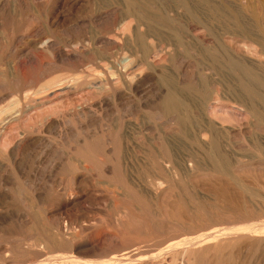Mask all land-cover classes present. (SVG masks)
Masks as SVG:
<instances>
[{
    "label": "rangeland",
    "instance_id": "obj_1",
    "mask_svg": "<svg viewBox=\"0 0 264 264\" xmlns=\"http://www.w3.org/2000/svg\"><path fill=\"white\" fill-rule=\"evenodd\" d=\"M260 1L264 2V0H260ZM205 12L206 11H204L203 13L204 14L203 18H206L208 26L212 27V29L215 30L214 31L215 35L220 36V37H217L218 40L214 38L213 35H210L209 32L205 31L204 29L202 30L198 29L197 30L198 33L197 31L194 33H189L190 32L189 28H195V26H192V27L190 25L187 26L188 22L187 23L184 22V24L181 23L183 28H181L180 36L178 37V36L173 35L172 37L173 46H171L168 54L161 53L157 57H155V59L153 60L154 64L156 65V68H159V67L160 68L158 70L154 69L155 71L154 70L151 71L148 69L146 70V68H143V67L136 70V75L137 76L140 75V76L138 77V82L135 85H133L134 87L129 86V85H124L122 81H120V78L118 77V75L109 73L108 76L111 77V79L113 80V83H115L113 84L114 85L113 87L115 89L113 87H107L105 88L104 93L101 92V94L99 93L97 94V92H94L95 94H97L95 95L92 92L95 90L93 88L91 89L75 88L73 95H71L70 97L64 98L61 96H57L60 91L57 89H62L64 87H56L54 89L49 90L48 93L46 92L44 97H47L46 95H48L50 91L52 93L53 90L56 91L55 93L53 91L55 95L57 93L56 96L53 95L52 93L48 99L46 98L47 100L44 97H42L43 95L39 96L40 98L42 97V99L45 101H50L49 99L51 98V101H55V103H59L64 100L71 101L72 99L77 98L79 94L81 95L83 92L88 91L92 93L93 100L95 102L99 99H100L99 101H103L105 103L107 101L106 103L107 109H104L103 112L101 111L100 113H98L97 116L92 117V120L90 119V120L81 122L79 120H71L68 117H65L64 119L60 118V122L61 120L62 122L60 123L61 124L60 127L57 129H51L50 131L49 129L45 131L41 130L40 134L35 133L33 135H27L28 134L27 133L25 135L23 134L21 135L20 133H23L24 128H26V126L28 125L29 117L32 114L30 113L29 114L30 116L26 115L24 118H22L23 120H21L16 125V126H22V128L19 127V129H16V127L14 128L13 126V128L5 131L4 132L5 134L3 133L0 135V181H1L0 182V185H1L0 186V198H1L0 200V230H1L0 236L2 234L5 237L10 238L8 240V242H10L9 244H1L3 248L6 247L9 250H13V246L15 244L14 245L12 244H13V237L16 236L14 235L15 231L22 225L34 220L35 218V217L33 218L34 211L35 212L39 211L43 213L50 212V213L56 214V216H59L60 214H62L63 217H61V219L63 221V225L66 227L73 225L75 220H78L79 223L81 222L85 226L95 225L96 227L94 226V228L96 229L88 233L85 239L82 241H87L89 243V246L92 245L98 248L100 258L96 259L97 262L102 261L103 263L106 261H110L109 259L115 260L118 257L117 254L121 253L122 250L124 249L126 250L128 248V251L132 249L133 251H135L137 249L136 252L140 253V256L137 257L139 258V260L135 258L136 259L135 261L137 264H143L144 262H145L144 264H149V263L156 264L157 262L161 264H264V236H263L264 235L263 234L264 232V121H263L264 117L258 119L255 117V115H252L253 117L251 115L249 116L248 114L243 112L244 110L242 108L238 107V105H236L234 102L230 100L225 101V102L224 101L216 102L215 101L216 96H214L215 98L214 97L212 98L213 99L211 100L212 102L211 101L207 102V100L205 99L212 92L215 93V95H218L217 93L219 94L224 93L226 94L225 96L228 95L227 97L231 98L230 96L232 95V92H231L232 89L229 88L228 86L220 87L216 85L214 86L215 88L214 87L212 88V86L205 85L204 84L205 82H203L205 80L204 78L210 75L214 77V72L211 69L212 68L211 62L204 58H201V56L196 53L197 51H193L190 54L186 53L185 46L186 47L189 46L188 44H190L191 42L190 36H195L196 39L199 37L201 38V39L200 38L197 39L198 42L200 41L201 45L199 44V47L196 46V48L200 49L204 44H206L202 48L204 49L206 47L207 49L209 48L208 46L214 43V41H218V42L221 41L219 43L220 44L222 43L227 48H229L230 52H232L231 54L235 56L236 58L243 57L241 56V54H244L245 52V54L248 55L247 57H249V55L250 57L252 55L255 57L256 55L255 58L252 56V60L256 59L255 61L264 62V52L263 54H261L260 52L257 53L258 51H260L258 50L254 55L252 54L253 51H250L249 48L254 47V46L257 47L255 43L249 40L242 39L240 37L232 38L229 35L223 36L224 32L228 29V27L229 28L232 27L230 25L229 20L226 19L228 20L229 22L228 23L225 20V15H223L222 16V18L224 17L223 21H226L227 23L221 21L222 20L221 17H220L221 20L217 19L219 22L216 19H215L216 21H214L213 19L207 18L209 14L207 12L206 14ZM37 27H39L37 28L39 33H34L32 31V34L30 32L31 35L35 34V36L36 35L38 36L40 34L42 37L44 36L45 40L46 39L48 41L50 40L52 42H55L57 45L61 46L62 42L59 40V38H57V36H55V34L50 32V30L45 25L44 21L43 22L40 21ZM185 27H187V29L189 30L188 33H187L188 30L185 31ZM225 28L227 29L225 30ZM24 29H23V32L27 30V28H24ZM75 33L76 31H74V29L71 28V26H66L59 30L58 35H60V37L62 38H65L66 36L70 37L72 34H75ZM208 35L210 36L208 37ZM20 39H21V36L17 38V43H18L17 45L18 46L21 45L20 47H24L22 45L24 41ZM0 40L1 42H4V43H7L8 41L7 37L4 36L1 32H0ZM203 42L205 43L202 44ZM210 42H213V43L210 44ZM218 42H215L216 45ZM215 43L212 46L215 47ZM257 49H260V48L257 47ZM108 51L109 53L112 54L111 49ZM124 52H116L115 55L117 56L119 54L118 58L120 57L119 59L121 60L130 56V55L129 56L127 55L129 54L127 51H124ZM9 54L11 55V52L7 53V55L9 56L8 57L7 55L1 56V53H0V60H2L0 61V71L5 73V75L6 74L9 75L10 73L9 66L11 63L8 62L10 58ZM237 54H239V56ZM37 56L38 57L40 56V51L36 52L35 54H31L29 57H25L22 55L17 58L16 67L19 69V71L21 72L24 78L26 77L30 78V75L32 74L35 68V67L33 68L32 66L36 65V60L38 59ZM3 61H5V63ZM221 66H223L224 68L223 67H220V68H223V69L226 68L222 64ZM123 71L126 72L125 69ZM226 71L227 70L225 69L224 71L225 74H226ZM137 72L139 74H137ZM60 73L61 72L57 74L60 75ZM57 74L54 75L55 77L50 78V79L56 78L58 76ZM92 75L95 76L96 74L92 73ZM261 75L264 76L263 73ZM6 82H2L4 85L0 83L1 84L0 85L1 87L0 89V93H1L0 94V110L2 108L9 106L12 102H14L15 98L17 99V97H15V95L8 90V87H7L8 82L7 83ZM188 82H191L195 86L196 89L188 90L186 88V85ZM173 83H175V85ZM5 87H7V89H5ZM263 87L264 86H260L259 88H262V89H258L259 93L262 96H264L263 94L264 91H262L264 90ZM2 89L4 90L2 91ZM169 89L170 90L175 89L176 92H178L177 90L181 91L183 95L180 92H178L180 93L178 94V98L180 101L184 100L183 102H185V103L182 102V110L183 112H186L188 114H190L191 112V114L189 115L190 121L187 122L185 126V131L183 133L178 130V124H177L179 123L178 119H176L175 121H171L172 117L162 116L161 113L157 114V112H160V109L158 108L160 105V101L162 97L167 92L170 91ZM203 90L205 91L202 92ZM6 92L8 95L6 94ZM191 92L194 94H192ZM52 97L53 98L56 97V98L52 99ZM253 103H254L253 104L254 107L256 109L258 108L257 109L258 111H262L260 113L263 114L264 116V103H260V101H257V100L254 101ZM135 104L137 106H135ZM148 105H151V107L152 106L155 107V109L157 110L156 113H154V115L148 114L145 111L144 107ZM45 108L46 107L40 108L38 111H41ZM202 113H205V115ZM150 115L153 116V119L151 118ZM98 116L100 119L97 118ZM133 116L135 117L134 120H132L134 118ZM191 116L193 117V121H192ZM205 116L206 117L208 116V117L206 118ZM204 117L209 122L211 123L213 122L214 128L213 126L212 128L215 129V131L213 130L215 132L213 133L214 137L208 135L210 133H207V134L205 133L208 136L204 134V137L202 136L203 140L201 137V141H203L204 144L203 142H199L200 144L199 143L196 144V142L192 139L191 136H193L192 133L195 132L194 130L195 126H196L195 129L196 128L201 129L202 125H199V124H202V119H204ZM122 118H124L125 120ZM198 119H199V124L197 123ZM126 120L128 121L126 123H129L131 121L134 124L136 123V125H139L140 128L142 129L145 128L146 126H150V128L152 127L151 135H152L153 142H154L153 145L155 148V152L157 151L158 153V154L156 153L157 157H159L165 151H168L171 153L175 152L176 154V155L173 154L175 156L174 157L175 163H177V165L176 166L174 165V166L178 170V172L181 171V174L179 173L178 177L175 179L172 175H169V174L167 175V177L169 176L168 178L165 176H156L157 183L164 184L163 187L165 189L169 187L167 191H165L167 193H164V195L161 196V199L157 203L156 201L152 199H149L147 200L148 202H146L145 198L143 197L144 195L143 194V185H144L143 182L145 180L144 178H145V173H146L144 168H142L143 165L140 163V161L144 158L143 150H145V146H146L144 144L145 142L143 139L139 140L140 138H136L133 140L134 143L129 142L128 145L125 148H123L122 151H123V154H125L123 156L125 157L120 163V167L118 168V170L120 171L119 172L120 174L118 173L119 175L117 174V176H115V174L113 175V171L111 169L113 166L109 165L110 163L106 161L107 159H105L104 156H101V154L103 155V151L102 153L100 152L101 150H103L102 148L98 149L99 151L95 153V151L93 150L94 148H92L91 145L85 147L84 141L87 140V138H92L94 136L96 137L99 134L100 136H102L104 135V133L106 134V133H109L110 131L115 133L116 132L115 125L117 124L116 126H118V124L121 123V121L124 122ZM192 123L194 124L192 125ZM171 125L172 127H170ZM187 125L189 126L188 129L186 128ZM218 125H221V126H218ZM217 127L221 129H218ZM228 127H232V128L229 129ZM112 128L113 130H111ZM241 128L244 132L241 130ZM14 129L16 131H14ZM190 129H191V132H189ZM227 129L229 131L233 130L232 131L233 133L230 134L231 132L229 133ZM186 130H188L187 131L188 133L186 132ZM238 131L240 132V134H243L244 136L243 135H240L239 137L233 136L234 133L239 134ZM222 132H225V134ZM189 134H191V136ZM215 134H217L218 137ZM187 135L188 137L189 136L190 137L188 138ZM227 135H230L231 137L230 136L228 137ZM5 139H6V142H5ZM204 139H207L206 140L207 143L204 141ZM217 139L220 141H218ZM215 140L217 141L215 142ZM9 142H12L13 144ZM183 143H185L186 145ZM211 143L213 144L212 146H211ZM9 144L11 145L17 144L19 145V149H21V153L18 156L19 158H17L16 160V165L11 164V160L7 152ZM202 144L206 145V147L210 151L206 150L207 148H205V146H203ZM3 145L5 148L3 147ZM207 145H210L211 147L210 146L208 147ZM214 146L216 148H214ZM162 147L164 148V150ZM218 147H220V149H218ZM216 149L219 152L216 151ZM88 151H90L89 154H88ZM216 153L220 154L221 156L215 155ZM86 154L88 155L87 157H86ZM211 155L213 156L212 158H211ZM209 157L211 158V160ZM92 158L95 159V161ZM179 158L181 159V161H178ZM214 158L217 161H215ZM219 158L220 159L223 158V159L220 160ZM86 159L89 160L88 163ZM84 161H86V163ZM223 161H225L224 163L227 164L226 167L228 166L229 170L230 168L233 170L236 165L246 167V168L248 167L249 169L252 168L256 170L249 171V169L247 168L248 171L246 172L243 171V172L233 173L234 174L233 175L231 171V175H228V174H225L223 170L221 169L223 166H225V164H223ZM185 163H188V165H192L195 168L198 167L197 169L198 171L197 170L194 171V174L196 175L194 174L192 175L190 172H186ZM198 163H199V166H198ZM230 163L232 164V166ZM103 164L105 165V167ZM217 167H221V168H217ZM106 169H108L111 174L107 173L105 171ZM199 169L202 170L201 173ZM197 173H200V174H197ZM18 174L19 176L22 175L24 177L23 179L27 186L21 183L23 180L21 182L18 181V178H19ZM122 174L123 175L126 174V177L128 180H130L129 178H131L134 182L136 183L138 182L137 186L133 188V186L130 185L132 187L131 189L130 187L125 188L127 190L122 189L123 177H124ZM72 177H74L75 179L73 180V182H71V185L68 186V179L70 180V178ZM116 178L119 179V182ZM167 180H169V182H167ZM30 189H32V192ZM246 189L248 191H246ZM139 191H142V192H139ZM251 192L253 193V195H251L252 194ZM132 194L135 196L133 197ZM34 195L35 196L40 195L41 198H43V201L45 202H49L51 198L55 196H59L60 201L58 203L49 204V205L45 203V205L41 206V208L38 207L37 209L36 204L33 203L34 198L32 197H34ZM69 195L71 197H69ZM248 195L249 197H247ZM74 198H78L77 204H73V202L76 201V199ZM161 200L162 202H160ZM150 201L152 202V204ZM64 203L69 204V206L67 207L68 209L66 210L62 208L63 206L62 204ZM141 204H143V206ZM124 207L126 208L127 211L124 210ZM206 210H208V212ZM128 211H132V212H128ZM147 211H150V212H147ZM197 211H199V213ZM127 214L131 216L133 215L134 217L139 219V221L141 220L143 222L145 221L146 218H147L146 220H148V218L152 219L153 221L151 220L150 221L153 224V227L155 226L156 233L152 236L146 235L145 230L142 229V225L140 224L137 225L139 234L138 233L136 234L135 232H131V231L122 230V228L119 227L120 225L119 223H121V221L125 219L124 216ZM218 220L220 221L218 222ZM146 222H149V221H146ZM215 222H218V223H215ZM231 223H233L235 226ZM235 223L236 224L240 223L241 226L236 225ZM247 224L249 225L251 224L250 226L252 225L253 226L250 228V226H248ZM245 225L247 227H244ZM261 225L263 227H261ZM76 226L77 225H74V228ZM164 227L166 228L169 227L168 234H167V231L164 232L161 229V228L164 229ZM258 227L261 233L258 231ZM214 228L219 229L218 233L221 234V236L223 234L225 235V236L223 235L224 237L222 236V239L225 237H231V236L233 237V235H235L236 233L237 235H235L236 238L234 239L236 241H230V244H229V241L228 242L223 241L224 243L220 241L223 244H221L219 241H218L219 244L217 243V241L216 242L211 241L212 243H210V241H208V243L205 241L202 242L205 239V236L206 238H208L209 236L214 235L213 232H210ZM226 228L228 230H226ZM239 228L240 230H242L241 232H244L243 234L240 231L236 232L237 230H239ZM246 228L248 229V232L246 231L247 230ZM254 228L256 230H254ZM75 229H78V226ZM222 229H224L227 234L224 233V230ZM251 229H253V233L252 231L250 233ZM230 231L231 232L234 231V232L231 233ZM245 231L247 232L246 236H245ZM257 231L258 233H256ZM96 232H102V236L101 238L94 240L93 234ZM91 233L93 234L91 235ZM202 233H205V234H202ZM206 233L209 234V236ZM255 233L256 235H254ZM199 234L200 235L202 234V235L199 236ZM240 234L243 236H241ZM197 237H201V238H197ZM122 239H124L125 241ZM136 241L137 243H135ZM200 241L202 243L198 244L200 243ZM164 242H166L167 244H161ZM191 242H193L194 244H188ZM195 244H198V245H195ZM190 245L192 248L190 247ZM7 246H10V247H7ZM152 249L153 251H151ZM165 249L167 250L166 252H164ZM160 250H161V253L159 252ZM193 250H195V252L197 253H195ZM189 251H190V254L193 253L195 256H193V254L189 256L188 254ZM13 252L15 254L14 257L16 261L17 259L20 258L19 261L16 262V264L23 262L24 260L26 264H33L34 261H35V264L36 263L41 264L42 262H44L42 264H52V262H50L49 260V256H47L48 258L44 256L45 259L47 258L45 260L42 256L36 255V256H33L34 260H32L33 257H31L30 253L26 254L25 256L23 255L22 257L21 255H19L17 251L15 252L14 250ZM175 252L177 254H175ZM161 254H164V255H161ZM186 254H188L187 255L188 258ZM28 257L31 261H29ZM21 258H24L22 259L23 261H20ZM161 260H163L164 262ZM135 261H130V262H127L126 264H129V263L136 264ZM142 261L144 262L142 263ZM9 264H13V263H9ZM23 264L25 263L23 262Z\"/></svg>",
    "mask_w": 264,
    "mask_h": 264
},
{
    "label": "bare ground",
    "instance_id": "obj_2",
    "mask_svg": "<svg viewBox=\"0 0 264 264\" xmlns=\"http://www.w3.org/2000/svg\"><path fill=\"white\" fill-rule=\"evenodd\" d=\"M203 10L209 14V16L207 18L213 19L214 21H216L217 19L221 20L223 15H225V20L226 19L229 20L230 25L232 27L231 28L228 27V29L225 28V30L226 29L227 30L224 32L223 36L229 35L232 38L240 37L242 39L249 40V41L255 43L256 46L260 48V49H257V47H255V46L249 48L250 51H253L252 54L255 55V53L258 50H260V51H258L257 53L260 52L261 54H263V52H264V2H262L260 0H0V32L4 36H6L7 40H8L7 43L1 42V40H0V53H1V56H6L8 52H11V55L9 54L10 58L8 60V62L11 63L9 66L10 67V73H9V75H7V74L5 75V73L0 71V83L7 81L8 82V84H7L8 90L10 92H12L15 95V97H17V99L15 98L14 102H12L9 106L2 108L0 110V135L3 134L5 131L13 128V126H14V128L16 127V129H19V127L22 128V126H16V125L21 120H23L22 118H24L26 115H29L30 113H32V114H31V116L29 115L30 117H29L28 125L26 126V128L23 127L24 132L20 133L21 135L22 134L25 135L27 133H28L27 135H33L35 133L40 134L41 130L45 131V130L49 129V131H50L51 129H57L60 127V125H61L60 123L62 122V120L60 122V118L64 119L65 117H68L71 120H79L81 122L87 121L90 119L92 120V117L97 116L98 113H100L101 111L103 112L104 109H107L106 108L107 101L105 103L103 101H99L100 100L99 99V100H97L99 102H97V101L95 102L93 100L92 93H90L88 91L83 92L81 95L79 94V96L77 98L72 99L71 101L70 100L69 101L64 100V101H61L59 103H55V101H51V98L49 99L50 101H45L42 99V97L45 96L46 92L48 93L49 90L54 89L56 87H64L62 89H57V90H60L58 95L56 93L57 96H61L64 98H67V97H70L71 95H73L75 88H84V89L93 88V89H95L94 91H92L93 93L94 92H97V94L98 93L101 94V92L104 93L105 88L113 87L114 86L113 84H115V83H113V80L111 79V77L108 76L109 73L118 75V77L120 78V81H122V83L124 85H129V86L135 85L138 82V77L140 76V75L139 76L136 75V70L140 69L141 67L146 68V70L148 69L151 71L154 69L158 70L160 68V67L156 68V65L154 64L153 60L155 59V57H157L161 53L168 54L171 46H173V44H172L173 35L178 36V37L180 36L181 28H183L181 23L184 24V22H186V23L188 22L187 26H189V25L191 27L195 26V28H189L190 32L187 29V27H185V31L188 30L187 33L188 32L194 33L198 29L199 30L204 29L205 31L209 32L210 35H213L214 38L217 39V37H220V36L215 35V33H214L215 30H213L212 27L208 26L207 19L203 18V15H204ZM184 20H186V21H184ZM223 20H224V17L222 18L221 21H223ZM228 20H226V21L228 22ZM40 21H42V22L44 21L45 25L50 30V32L55 34V36H57V38H59V40L62 42L61 46L57 45L55 42H52L50 40L49 41L47 39L45 40L44 36L42 37L40 34L38 36L37 35L35 36V34L31 35L32 31L34 33H39L38 29H37L39 27H37V25H39ZM226 21H223V22H226ZM208 22H210V21H208ZM66 26H71V28H73L74 31H76V33L72 34L70 37L66 36L65 38H62V37H60V35H58V33H59L60 29H62L63 27H66ZM24 28H27V30L25 32H23ZM30 32H31V34H30ZM197 33H198V31H197ZM17 34H19V35H17ZM190 35H192V34H190ZM205 35H206V33H205ZM210 35H208V37ZM16 36H18V37L21 36V39L25 43V44L22 43V45L24 47H20L21 45L20 46L17 45L18 44L17 43L18 37H16ZM223 36H221V37H223ZM190 37H191L190 44H188L185 41L190 46V47L185 46V52L190 54L193 51H197L196 53L199 54L201 56V58H204V59L211 62V66H212L211 69L214 72V77L210 75V76H207L206 78H204L205 79L204 81L202 80L203 82H205L204 84L208 85V86H212V88L214 86L218 85L220 87H227L228 86L229 88L232 89V91H231L232 95L230 96L231 98L227 97L228 95L225 96L226 94H224V93H222V94L217 93L218 95H215V93L212 92V93H210V95L208 97H206V99L205 98L204 99L207 100V102H210L211 100H213L212 98L214 96H216V99H215L216 102H222V101L225 102V101L230 100V101L234 102L236 105H238V107L242 108L244 110V111L243 110L242 111L245 112L246 114H248L249 116L255 115V117L258 119L263 118L264 117L263 114L260 113L262 111H258L257 110L258 108L256 109L254 107L253 102L257 100V101H260V103H264V96H262L258 91V89H262V88H259L260 86H264V76L261 75L262 73L264 74V62L255 61L256 59L252 60L253 55L251 57L249 55V57H250L249 58V57H247L248 55L245 54V52H244V54H241V56H243V57H237L236 58L235 56H233L231 54L232 52H230L229 48H227L222 43L221 44L219 43L221 41H219V42L214 41V43L218 42L217 45L215 43V47L212 46V45H214V43L210 42V44L213 43L212 45H210L212 47L208 46L209 48H207V49H206V47L204 49L202 48V47H204V45H206V44H204L205 42H203L202 44H204V45L200 49H198V48H196V46L199 47L200 41L198 42L197 39H199L200 37L197 39L195 36H190ZM213 37H212V39H213ZM188 41H189V39H188ZM110 49L112 51V54L109 53V51H108ZM38 50L40 51L41 57L37 56L38 59L36 60V65L32 66L33 68L35 67L34 70L31 68L33 70V72L31 70L32 74L30 75V78H27V77L24 78L22 76L21 72L19 71V69L16 67V62H17L16 60L18 57H20L22 55L25 57H29L31 54H35L36 52H39ZM124 51H127L129 53L127 55L128 56L130 55V56L126 57L127 56L126 55L125 56L126 58H124L122 56L124 59L121 60V59H119L120 57L118 58L119 54L117 56L115 55L116 52H124ZM120 54H122V53H120ZM237 55L239 56V54H237ZM255 57H256V55H255ZM4 59H5V57H4ZM249 59H251V60H249ZM0 61H2V60H0ZM253 61H255L256 63ZM3 62L5 63V61H3ZM221 64L226 67L225 68L227 70L226 74L224 73L225 69H223L224 67L221 66ZM220 67H223V68H220ZM124 69L126 70V72L123 71ZM89 70H90V72H89ZM59 72H61L62 74L60 73V75H58L57 73H59ZM92 73L96 74V75L94 76V75H92ZM56 74L58 75L56 78L50 79V78L55 77L54 75H56ZM137 74H139V73L137 72ZM197 76H198V74H197ZM193 77H195V76H193ZM173 84L175 85V83H173ZM200 86H201V84H200ZM7 87H5V89H7ZM37 87H39V88H37ZM186 88L188 90L196 89L195 86L191 82L187 83ZM0 89H1V87H0ZM3 90L4 89H2V91ZM53 91H54V93L56 92L55 90H53ZM53 91H52V93H53ZM177 91L181 93V91H179V90H177ZM204 91L205 90H203L202 92H204ZM262 91H264V90H262ZM106 92H107V90H106ZM178 92H176L175 89H172L162 97V99L160 101V105L158 107L160 109V112H157V114L161 113L162 116L172 117L171 121H175L176 119H178L179 120V123H177L178 124V130L183 133L185 131V126H186L187 122L190 121L189 115L191 114V112H190V114L183 112L182 102L184 100L183 101L179 100L178 94H180V93H178ZM52 93L50 91V93L48 95H46L47 97H44V98L48 99ZM54 93H53V95H55ZM115 93H116V91H115ZM225 93H226V91H225ZM6 94H7V92H6ZM97 94H95V95H97ZM192 94H194V93H192ZM205 94H207V93H205ZM115 95H117V94H115ZM3 96H4V94H3ZM39 96H42V97L40 98ZM179 96H181V95H179ZM55 98L52 97V99H55ZM103 99H101V100H103ZM183 103H185V102H183ZM129 105H130V103H129ZM138 105H139V103H138ZM135 106H137V105L135 104ZM43 107H46V108L41 110V111H38L40 108H43ZM232 107H233V105H232ZM144 109L148 114H152V115H154V113H156V111H157L155 109V107H153V106L151 107V105L145 106ZM200 114H201V112H200ZM202 114L205 115V113H202ZM152 115H150V116L153 119ZM245 116H247V115H245ZM205 117H204V119H202V124H199V119H198L197 123L199 125H202V127L199 126V127H201V129L196 128L197 129L196 130L195 129L196 126H195L194 127L195 132L192 133L193 136H191V134H189L192 137V139L196 142V144L199 142H203V141H201V137L202 136L204 137L205 133L206 134L210 133L208 135L214 137L213 133H215L214 132L215 129H213L214 128L213 122L211 123L206 119L208 116L206 118ZM97 118H99V116ZM124 118H122V119H124ZM134 119H135V117L132 120H134ZM129 120H131V119H129ZM192 121H193V117H192ZM124 122L121 121V123L118 122L119 123L118 126H116L117 124L115 125V131H116L115 133L110 131L109 133H106V134L104 133V135H102V136H100V134H99L96 137L94 136L92 138H87V140L84 141L85 147L91 145V147L94 148L93 150L95 151V153L97 151H99L98 149L102 148L103 150H101L100 152L102 153V151H103V155L101 154V156H104L105 159H107L106 161H108L110 163L109 165L113 166V167L111 166L112 167L111 169L113 171V175L115 174V176H117V174L120 172L118 170V168L120 167V163L123 160V158L125 157V156H123V155H125V154H123V151H122L123 148H125L129 142L134 143L133 140L136 138H140L139 140L143 139L145 142L144 144L146 146L144 145L145 150H143L144 151L143 152V154H144L143 159L144 160L142 159L140 161V163L143 165L142 168H144L146 173H145V178H144L145 180H144V182L142 181L144 183V185H143V194L144 195L143 194L142 195L145 198L146 202H148L147 200L152 199V200L156 201V203H157L161 199V196L164 195V193H167L165 191H167V189L169 187L165 189L163 187L164 184L157 183L156 176L167 177V175L169 174V175H172L175 179L178 177L179 173L181 174V171L178 172V170L175 168V166L177 165V163H175V160H174L175 156L173 155V154H175V152L171 153V152L165 151L163 154H161L160 156L158 155L159 157H157L156 156L157 151L155 152V148L153 145L154 142H153V138L151 135V128L152 127L150 128V126H146L145 128L142 129V128H140L139 125H136V123L134 124L131 121L129 123H126V122H128L127 120ZM193 124L194 123H192V125ZM212 126H213V128H212ZM218 126H221V125H218ZM141 127H142V125H141ZM143 127H144V125H143ZM170 127H172V125ZM188 127L189 126L187 125L186 128L188 129ZM228 128L231 129L232 127H228ZM218 129H221V128H218ZM111 130H113V128ZM222 130H223V128H222ZM241 130H242V128H241ZM11 131H13V130H11ZM14 131H16V130L14 129ZM187 131L188 130H186V132ZM232 131L233 130H231V131L228 130L229 133L231 132L230 134L233 133ZM189 132H191V129L189 130ZM222 133L225 134V132H222ZM244 134H246V133H244ZM208 135H206V136H208ZM215 135L218 137L217 134H215ZM240 135H243V134H240V132H239V134H235V133L233 134V136H238V137ZM227 136L229 137L230 135H227ZM187 137H188V135H187ZM203 137H202V140H203ZM23 138H21V139H23ZM209 138H211V137H209ZM206 140L207 139H204L205 142H206ZM217 140H215V142ZM218 141H220V140H218ZM5 142H6V139H5ZM25 142H27V141H25ZM9 143H12V142H9ZM13 143H14V141H13ZM212 143H211V146L213 145ZM140 144H141V142H140ZM183 144H185V143H183ZM203 144H204V142H203ZM4 145H3V147H4ZM26 146H25V148H26ZM203 146H205V148H207L206 145H203ZM207 146L209 147L210 145H207ZM214 148H216V147L214 146ZM140 149H141V147H140ZM218 149H220V147H218ZM163 150H164V148H163ZM206 150H209V149L207 148ZM172 151H174V150H172ZM216 151H218V150L216 149ZM7 152H8V155L10 157L11 164L16 165V160H17V158H19L18 156L21 153V149H19V145L9 144ZM89 152L90 151H88V154H89ZM93 153H91V154H93ZM217 153L215 155L219 156L220 154H217ZM87 156L88 155L86 154V157ZM93 156H91V157H93ZM225 156H224V158H225ZM212 157L213 156L211 155V158ZM211 158H210V160H211ZM222 159H220V160H222ZM6 160H7V158H6ZM93 160L95 161V159H93ZM226 160H228V159H226ZM88 161L89 160H87V163H88ZM178 161H181V159L179 158ZM215 161H217V160L215 159ZM84 162L86 163V161H84ZM224 162L225 161H223V164H225ZM188 163H185L186 164L185 170H186V172H190L193 175L194 171L197 170L198 167L195 168L194 166H192L193 164L191 162L190 163L192 165H188ZM90 164H91V162H90ZM105 165H104V167H105ZM226 165L227 164H225V166L222 165L223 166L222 168L221 167H217V168H221L223 170V172L225 174H228V175H231V171L233 174V173H238V172H243V171L246 172L249 169L248 167H247L248 168L247 169L246 167L233 165V166H235L234 169L232 170L230 168V170H229L228 166L226 167ZM195 166H196V164H195ZM198 166H199V163H198ZM231 166H232V164H231ZM183 167H184V165H183ZM181 168H182V166H181ZM214 169H215V167H214ZM203 170H205V169H203ZM250 170L255 171L256 169L250 168L249 171ZM105 171L107 173H110V171L108 169H106ZM199 171L201 173L202 170L199 169ZM18 173H19V171H18ZM200 173H197V174H200ZM182 174H184V173H182ZM194 175H196V174H194ZM18 176H19V174H18ZM123 176H122L123 177L122 189H125L128 187H130V189H131L132 188L131 186H133V188L135 186H137L138 182L137 183L134 182L131 178H129L130 180H128L126 177V174ZM23 178L24 177L22 175H20L18 178V181L19 182H21L22 180L24 181ZM74 179H75L74 177L70 178V180L68 179V186L71 185V182H73ZM117 180L119 182V179H117ZM227 180H229V179H227ZM23 181L21 183L26 185L25 181L24 182ZM167 182H169V180H167ZM21 183H19V184H21ZM59 183H60V181H59ZM139 183H141V182H139ZM20 188H21V186H20ZM30 190L32 192V189H30ZM125 190H127V189H125ZM246 191H248V190L246 189ZM139 192H142V191H139ZM61 194H62V192H61ZM133 194H134V192H133ZM249 194H250V192H249ZM70 195H69V197H71ZM251 195H253V193ZM65 196H66V194H65ZM134 196L135 195H133V197ZM139 196H140V194H139ZM247 197H249V195ZM247 197H245V198H247ZM32 198H34L33 203L36 204L37 209H38V207L41 208V206L45 205V203L49 205V204L58 203L60 201L59 196H55V197L51 198L49 202L43 201V198H41L40 195L39 196L34 195V197H32ZM74 199H76V201L74 200L75 202H73V204H77L78 198H74ZM247 199H249V198H247ZM0 200H1V198H0ZM160 202H162V200ZM68 203L62 204L63 205L62 208L65 210L68 209L67 208L69 206ZM125 204H127V203H125ZM151 204H152V202H151ZM141 205L143 206V204H141ZM162 207H163V205H162ZM155 208H156V206H155ZM216 208H218V207H216ZM147 209H149V208H147ZM60 210H62V209H60ZM124 210H126L125 207H124ZM206 211L208 212V210H206ZM128 212H132V211H128ZM147 212H150V211H147ZM197 212L199 213V211H197ZM139 214H141V213H139ZM119 215H121V214H119ZM205 215H207V214H205ZM61 217H63L62 214H60L59 216H56V214H53L50 212L49 213H43V212H39V211L38 212L34 211V215H33L34 220H32L29 223L22 225L21 227H19L15 231L14 235H16V236L13 237V244H12V245L15 244L13 246V250H9L6 247L3 248V246L1 244H9L10 242H8V240L10 238L5 237L4 235L1 234V236H0V264H9V263L16 264V262L19 261L20 258L17 259V261L15 260V257H14L15 254L13 252L14 250H15V252L17 251L19 253V255H21L22 257H23V255L25 256L28 253L31 254V257L39 255V256H42L44 259H45L44 256H46V257L49 256V260H50V262H52V264H126L127 262L135 261L136 260L135 258L140 256V253L136 252L137 249L135 251H133V249L128 251V248H127L126 250L124 249L125 251L122 250L124 252L121 251V253L117 254L118 257L115 260L109 259L110 261H106L103 263H102V261L97 262L96 259L100 258L98 248L96 246H92V245L89 246V243L87 241H82L85 239V237L87 236L88 233H90L94 229H96V228H94L95 225L94 226L93 225L85 226L81 222H80L81 223L80 224L78 222V220H75L73 225L66 227L63 225V221H62ZM124 218L125 219L122 220L121 223H119L120 224L119 227H121L122 230L135 232L137 234L139 232L137 225L140 224V225H142V229L145 230L146 235L152 236L156 233L155 232V226L153 227V224L151 223V221H153L152 219L148 218V220H146L147 219L146 218L145 221L143 222L141 220L139 221V219H137L133 215L131 216L128 214L125 215ZM146 221H149V222H146ZM219 221L220 220H218V222ZM218 222H215V223H218ZM69 223H71V222H69ZM240 223L239 224L235 223V224L240 225ZM231 224H233V223H231ZM66 225H68V224H66ZM74 225H77L78 229H75L77 226L74 228ZM247 225L250 226L251 224L250 225L247 224ZM252 226H250V228ZM158 227H157V229H158ZM244 227H247V226L245 225ZM259 227H258V231H259ZM261 227H263V226L261 225ZM168 228L169 227H167V228L164 227V229L163 228H161V229L164 232L167 231V234H168V231H169ZM218 230L219 229L214 228L212 231H210V232H213L214 235L209 236V234L206 233L209 237L207 236L208 238H206V236H205V239L203 241L201 239L200 240L202 242L205 241L207 243H208V241H210V243H212L213 241H215V242L217 241V243H218V241L219 242L220 241H222V242L223 241L224 242L229 241V244H230V241H236V240H234L236 238L235 235H237L236 233H235V235H233V237L232 236L231 237H225L222 239V236L224 234L221 236V234L218 233ZM222 230H224V229H222ZM226 230H228V229L226 228ZM254 230H256V229L254 228ZM238 231L241 232L242 230H240V228H239V230H237L236 232H238ZM246 231L248 232V229ZM246 231H245V236L247 233ZM251 231L253 233V229L250 230V233H251ZM258 231L256 233H258ZM0 232H1V230H0ZM142 232H144V231H142ZM160 232H162V231H160ZM232 232H234V231H232ZM224 233H226L225 230H224ZM241 233L243 234L244 232H241ZM256 233L254 235H256ZM92 234L93 233H91V235ZM129 234H130V232H129ZM145 234H143V235H145ZM202 234H205V233H202ZM263 234H264V232H263ZM201 235L199 234V236H201ZM101 236H102V232H96L93 234V239L94 240L99 239V238H101ZM241 236H243V235H241ZM197 238H201V237H197ZM258 239H260V238H258ZM122 240H124V239H122ZM190 240H191V238H190ZM198 241H199V239H198ZM201 241L198 244H201L202 243ZM193 242L188 243V244H194ZM123 243H125V242H123ZM135 243H137V241ZM223 243H221V244H223ZM161 244H167V243L164 242ZM198 244H195V245H198ZM205 245H206V243H205ZM213 246H214V244H213ZM7 247H10V246H7ZM179 247H180V245H179ZM190 247H191V245H190ZM203 248H205V247H203ZM161 250L159 251L160 253H161ZM151 251H153V249ZM166 251L167 250L165 249L164 252H166ZM193 251L195 252V250H193ZM176 252H177V250H176ZM176 252H175V254H177ZM187 252H188V250H187ZM146 253H147V251H146ZM184 253H185V251H184ZM195 253H197V252H195ZM183 254H182V256H183ZM188 254H189V256H191L193 253L190 254V251H189ZM188 254H186V256ZM161 255H164V254H161ZM27 256H29V255H27ZM165 256H167V255H165ZM193 256H195V255L193 254ZM187 258H188V256H187ZM194 258H196V257H194ZM22 259H24V258H21L20 261H23ZM28 259H29V257H28ZM137 259L139 260V258H137ZM32 260H34V257ZM36 260H37V258H36ZM104 260H106V259H104ZM29 261H31V260L29 259ZM47 261H45V262H47ZM151 261H153V260H151ZM161 261H163V260H161ZM23 262L26 264L25 260ZM23 262H20L17 264H23ZM143 262L144 261H142V263ZM32 263H33V261H32ZM42 263H44V262H42ZM135 263H136V261H135ZM33 264H35V261ZM158 264H161V263H158Z\"/></svg>",
    "mask_w": 264,
    "mask_h": 264
}]
</instances>
